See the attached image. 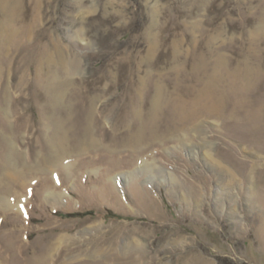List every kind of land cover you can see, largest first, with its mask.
<instances>
[{"label":"rangeland","instance_id":"1","mask_svg":"<svg viewBox=\"0 0 264 264\" xmlns=\"http://www.w3.org/2000/svg\"><path fill=\"white\" fill-rule=\"evenodd\" d=\"M0 226V264H264V0H0Z\"/></svg>","mask_w":264,"mask_h":264},{"label":"bare ground","instance_id":"2","mask_svg":"<svg viewBox=\"0 0 264 264\" xmlns=\"http://www.w3.org/2000/svg\"><path fill=\"white\" fill-rule=\"evenodd\" d=\"M11 1V0H10ZM9 2V1H8ZM13 2L15 3L16 2V0H13ZM62 55H63V57H64V53H62ZM72 64V63H71ZM69 65V64H68ZM70 66V65H69ZM78 68V65H76V64H72V66H70V67H67V68H65V71H75L76 69ZM179 110V109H178ZM89 112V111H88ZM91 119L92 118H90V120H89V122H91V124H93V119H92V121H91ZM82 124H83V122H82ZM61 127H63V126H61ZM61 130H64V133L63 134H60V135H58V138H59V140H58V142H60V145L61 146H63L64 145V142H63V140H64V136L67 134V131L64 129V127L61 129ZM138 131H140V130H138ZM135 135H134V137H138L139 135H140V132H135L134 133ZM142 136V135H141ZM133 137V138H134ZM43 165V164H42ZM39 167V166H38ZM47 167V166H46ZM44 169V168H43ZM37 170H39V168L37 169ZM10 173V172H9ZM36 173V172H35ZM34 173V174H35ZM8 175V174H7ZM13 176V175H12ZM12 176H10V177H12ZM36 176V175H35ZM6 205V204H5ZM2 222V221H1ZM4 224V223H3ZM1 227V226H0ZM19 229V228H18ZM8 235V234H7ZM4 238H6L8 241L6 242V240L4 239ZM0 239H1V243H0V258H8V255L6 254V251H9V250H13L14 248H15V246H16V248L18 247V245L19 244H21V242H16V244H12L11 243V241H10V237L9 236H2V235H0ZM22 241V240H21ZM24 241V240H23ZM23 244V243H22ZM55 248V244H53V245H51L50 246V249H54ZM24 248V247H23ZM20 249V248H19ZM29 249V248H28ZM57 250V249H56ZM53 252V251H52ZM103 252V251H102ZM39 253V252H38ZM45 253H46V250L44 251V253H40L39 255H38V258H44V257H46V255H45ZM11 261V260H10ZM9 261V262H10ZM11 263V262H10ZM14 264V263H13Z\"/></svg>","mask_w":264,"mask_h":264}]
</instances>
